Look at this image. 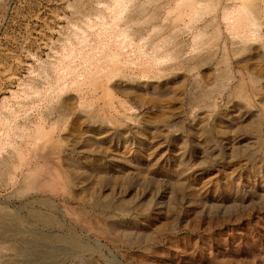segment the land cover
Wrapping results in <instances>:
<instances>
[{"label": "rangeland", "instance_id": "obj_1", "mask_svg": "<svg viewBox=\"0 0 264 264\" xmlns=\"http://www.w3.org/2000/svg\"><path fill=\"white\" fill-rule=\"evenodd\" d=\"M0 220V262L264 264V0H0Z\"/></svg>", "mask_w": 264, "mask_h": 264}, {"label": "bare ground", "instance_id": "obj_2", "mask_svg": "<svg viewBox=\"0 0 264 264\" xmlns=\"http://www.w3.org/2000/svg\"><path fill=\"white\" fill-rule=\"evenodd\" d=\"M225 19L227 20L228 28L236 31L237 34L241 33V29L244 30L245 34L242 37L244 40L249 41L250 39L252 40V39L255 38V35L253 37L251 36L252 38L249 37V35H248V34H250L249 31L253 28V26L255 24L253 18H251L249 16H244L243 17V16L237 15V17L235 19H232L230 17V14H225ZM234 24H236V26H238L239 29L234 28ZM243 89H244L243 84H238L237 88L232 93V97L234 96V98H239V99L245 98V96H244L245 94H243ZM241 101H243V100H241ZM246 106L248 107L249 105H246ZM241 108H237V109H241ZM238 111L239 112H244V110H242V109L238 110ZM259 120H260V118H259ZM257 122H258V118L256 116H252V117H250V121L248 122V124H246V126L244 127V130L247 133H249L248 134L249 139H251L250 134H252V132H255V131H257L259 129V128L255 129ZM249 139H248V142L246 143V146H245V151L246 152L248 151V148H250V145H251ZM205 142L210 143V138H209V135H208L207 132H206V140H205ZM55 147H56V145H55ZM68 160H69V158H65L64 159V161H68ZM102 196H99L97 194H93L90 197L89 200H90V204H91L92 207H97V208L101 209V211H105L106 209H108L112 205V201H111L110 198L102 197ZM87 205H89V204H87ZM129 205H130L129 201L124 199V200L119 201V206L116 207V208L119 211H126L128 209L127 207ZM146 207H147V205L145 203H142V202L139 203V205H138V208H140V209H145ZM99 219H97V221H99ZM8 222L6 220H0V228L2 227L0 229L1 232H3V233L10 232L9 228H7V229L4 228V227H9L10 222H9V224H8ZM101 223H102V225H100V223L98 222L96 226L97 227H101L105 234H112L116 238L128 239L133 234L130 231L122 229V227L120 225L121 223H119L117 220H115L114 218H112L110 216H108V218H104ZM95 224H96V222H95ZM23 227L25 229H27L26 226H23ZM24 228H22V230H24ZM47 247H48L47 245H44V248L42 250H37L36 252L34 251L32 253V255H30V257L28 256L27 258H25L24 261L20 260V258L19 259L17 258V259H15L13 261L12 260L8 261V260H10V258H7L8 260L5 259L4 262H2L3 261L2 260L0 262V264H58L63 259V255L62 256H60V255L66 253V251L63 249V247H61L58 244V242L51 243V245L49 244V247L48 248ZM68 250H70V249H68ZM54 253H57V254H54ZM53 254H54V256H52ZM87 264H91V262H88Z\"/></svg>", "mask_w": 264, "mask_h": 264}]
</instances>
